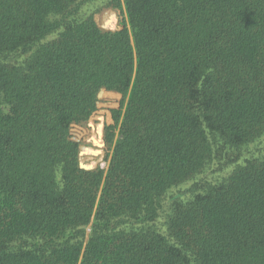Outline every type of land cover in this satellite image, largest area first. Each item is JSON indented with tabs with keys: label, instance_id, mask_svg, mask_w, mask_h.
Here are the masks:
<instances>
[{
	"label": "trees",
	"instance_id": "16d2710c",
	"mask_svg": "<svg viewBox=\"0 0 264 264\" xmlns=\"http://www.w3.org/2000/svg\"><path fill=\"white\" fill-rule=\"evenodd\" d=\"M262 137L264 0H0V264H264Z\"/></svg>",
	"mask_w": 264,
	"mask_h": 264
},
{
	"label": "rangeland",
	"instance_id": "374dc122",
	"mask_svg": "<svg viewBox=\"0 0 264 264\" xmlns=\"http://www.w3.org/2000/svg\"><path fill=\"white\" fill-rule=\"evenodd\" d=\"M110 14L114 15L116 21L115 26L112 29L106 28L105 26L106 16ZM94 20L97 26H99L101 29L114 31L120 29L124 25V23H126L127 18L124 9L122 11L109 9L99 14H95ZM124 106H125V101L122 102V97L119 94L106 92L102 90L97 95L96 110L90 116L88 121L84 124L74 125L73 127H71L70 129V132L72 133L71 137L74 138L76 140L75 142L79 143L80 145L79 164L83 169L91 170V169L100 168L104 171L107 169L108 160L111 151L106 147L104 143L103 131L106 126H110L114 124L112 119V115H113L112 112L116 110H120V114H123ZM102 121L104 122L103 126L101 123H99ZM89 122L93 124H97L96 126L93 127L94 130L93 134L88 128ZM98 128H102V133H100V139L98 138L99 136L97 134ZM115 134L117 135V129H115ZM88 139L89 142L92 143V145L88 143ZM94 141H99L101 143L100 145H96ZM83 148H89L97 152V155L84 156L82 154ZM259 152L264 153V137H262L258 142H255L253 144H250L249 146L242 148L241 151L242 157L240 158L238 164L242 163V159L244 157H247L252 154L258 155ZM234 165L235 164H231L229 165L228 168H230L231 170L234 167ZM214 170L215 168L207 169V171H205L197 179L214 182L226 175L225 172L214 171Z\"/></svg>",
	"mask_w": 264,
	"mask_h": 264
},
{
	"label": "built area",
	"instance_id": "2783aa9c",
	"mask_svg": "<svg viewBox=\"0 0 264 264\" xmlns=\"http://www.w3.org/2000/svg\"><path fill=\"white\" fill-rule=\"evenodd\" d=\"M99 123H101L102 126L104 125V122H103V121H102V122H99ZM96 125H97V124H93V123H90V122H89V124H88V128L90 129V131H91L92 134H93V131H94V130H93V127L96 126ZM73 126H74V125H73ZM73 126H72V127H73ZM101 133H102V128H101ZM71 135H72V133L70 132V136H71ZM101 138H102V136H101ZM71 139H72L73 141H76V140H75L74 138H72V137H71ZM89 139H90V138H89ZM89 139H88V143L92 145V143L89 142Z\"/></svg>",
	"mask_w": 264,
	"mask_h": 264
}]
</instances>
